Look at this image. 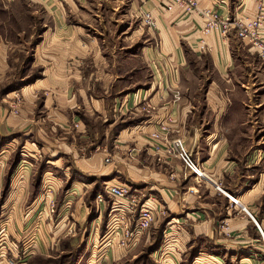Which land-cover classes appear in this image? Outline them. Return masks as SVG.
Here are the masks:
<instances>
[{"label":"crops","instance_id":"obj_1","mask_svg":"<svg viewBox=\"0 0 264 264\" xmlns=\"http://www.w3.org/2000/svg\"><path fill=\"white\" fill-rule=\"evenodd\" d=\"M33 1L54 22L41 45L60 61V68L52 67L57 93L46 98L53 105L42 118H27L25 111L0 115V137L18 132L13 149L18 145L26 156L41 151L54 157L51 163L73 159L71 165L43 169L41 182L59 185L72 168L81 175L115 176L107 184L145 194L155 221L163 223L157 253L164 264H184L185 253L188 264H264V149L253 148L264 135L258 133L261 115L255 113L264 110V57L235 28L237 21L257 15L258 1L196 0L198 10L187 12L180 5L166 10L167 0H128L131 16L150 12L155 20L153 26L141 21L132 31L147 46L137 54L145 69L131 70L128 85L116 54L103 47L108 38L101 36L106 29L101 19L91 28L72 20L92 0ZM202 10L224 18L225 31H204L208 17ZM257 34L264 40V18ZM161 123L165 137L183 140L202 178L162 146L154 149L152 133ZM106 156L110 163L105 164ZM54 165L63 175L46 181ZM22 169H16L10 184L11 202L21 207L13 210L9 243L3 228L0 264H28L38 248L42 229H36L35 199V207L22 208L33 198L31 171Z\"/></svg>","mask_w":264,"mask_h":264},{"label":"rangeland","instance_id":"obj_2","mask_svg":"<svg viewBox=\"0 0 264 264\" xmlns=\"http://www.w3.org/2000/svg\"><path fill=\"white\" fill-rule=\"evenodd\" d=\"M92 1L83 6L78 17H72V20L79 18L91 28L101 19L102 25L106 26L105 32L100 29L101 36L108 38L103 47L106 52L114 51L116 54V63L125 78L124 85H128L134 77L131 76L134 70L145 69L137 54L147 46V42L132 35L133 29L143 19L135 17V12L131 16L128 0H102L101 5L97 0ZM53 25L51 16L36 1L0 0V46L5 47L4 57L0 56V115L20 116L21 111H25L27 118H42L52 108L53 104L47 105L45 101L48 97L55 98L57 93L52 87L53 80L56 81L52 77V67L60 68V61L41 43ZM28 92L31 99L27 98ZM258 98V95L254 96L255 100ZM255 113L261 115L258 127L263 129L258 133L263 135L264 110ZM7 133L10 135L0 137V242L5 240V232L9 235L5 241L11 242L9 229L13 210L18 212L21 206H14L11 202L15 194L10 184L16 169L26 166L31 171L29 191L33 198L22 208L35 207V199L36 229H42L37 236L35 250L38 248L28 264H164L160 252L157 253L163 241V223L158 225L154 218L150 226L136 237L132 229L137 214L129 212L117 217L116 211L112 210L113 198L106 193L104 186L115 176L81 175L71 168L62 181L59 178V185L41 182L43 169L47 170L52 164L64 165L65 162L71 165L73 159L51 163L54 157L45 156L41 151L26 156L18 145L13 149L14 138L19 133L12 130ZM84 143L87 144L86 141ZM253 148L264 149V135L260 145ZM57 165L52 166V174L46 181H51V176L63 175ZM128 193L136 194L141 200L146 199L145 194L129 186ZM6 216L10 217L9 222H3ZM115 218H119L120 223L114 224L117 228L113 229L111 221ZM42 245L46 247L45 251L39 250ZM184 255V264H188L189 254Z\"/></svg>","mask_w":264,"mask_h":264},{"label":"built area","instance_id":"obj_3","mask_svg":"<svg viewBox=\"0 0 264 264\" xmlns=\"http://www.w3.org/2000/svg\"><path fill=\"white\" fill-rule=\"evenodd\" d=\"M168 3L165 5L166 10H170L173 5H180L183 7L187 12H192L194 10H198V4L196 0H167ZM258 1V13L257 15L247 21L243 22L241 20L237 21L235 26L237 30V35L241 38H247L250 44L256 48L261 56L264 57V40L259 38L257 34V30L261 25L263 18H264V0H257ZM202 14L206 15L207 23L205 26L204 31H209L211 29H219L221 28L222 31H225L226 20L222 18L217 12L210 11V10H202ZM143 21L148 26L154 25V16L150 12H144L142 15ZM166 131V126L161 123L160 128L152 133V138L154 139V149L156 151L160 150V146H162L165 152L168 155L177 156L183 163L184 167L195 177L202 178L203 171L202 168L197 164L193 158L191 157L190 153L185 147V144L181 138H173L168 139L165 137L163 132ZM106 162H111L109 156L105 157ZM105 191L113 198V209L117 213V217L124 216L126 213L133 212L137 214L135 220V226L132 229V232H136V234H141L145 229H147L151 222L154 219L153 214V206L148 202V200H141L136 194H129L128 187L126 185H111L105 184L104 186ZM219 188V187H218ZM220 189V188H219ZM221 190V189H220ZM229 199L237 203V200L229 196ZM119 218H115L111 221V225L120 223ZM117 227V226H114ZM259 228V227H258ZM259 231L261 232L260 228ZM262 241H263V248H264V235L261 232ZM10 264H26V261L22 262H11Z\"/></svg>","mask_w":264,"mask_h":264}]
</instances>
